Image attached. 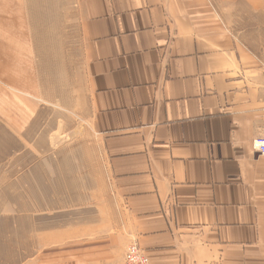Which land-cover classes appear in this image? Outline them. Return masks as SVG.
I'll list each match as a JSON object with an SVG mask.
<instances>
[{
  "label": "crops",
  "instance_id": "obj_1",
  "mask_svg": "<svg viewBox=\"0 0 264 264\" xmlns=\"http://www.w3.org/2000/svg\"><path fill=\"white\" fill-rule=\"evenodd\" d=\"M70 1L73 103L120 221L24 264H121L131 243L150 264H264V61L223 21L226 0ZM27 7L0 0V87L30 99L44 89L29 12L43 10Z\"/></svg>",
  "mask_w": 264,
  "mask_h": 264
},
{
  "label": "rangeland",
  "instance_id": "obj_2",
  "mask_svg": "<svg viewBox=\"0 0 264 264\" xmlns=\"http://www.w3.org/2000/svg\"><path fill=\"white\" fill-rule=\"evenodd\" d=\"M26 1L28 10H43L29 14L39 24L32 28L33 57L44 92L27 99L0 87V264H24L44 245L104 234L121 212L98 166L99 140L73 103L80 82L71 1ZM225 4L228 29L240 31L264 61V0ZM251 4L258 6L252 18Z\"/></svg>",
  "mask_w": 264,
  "mask_h": 264
},
{
  "label": "built area",
  "instance_id": "obj_3",
  "mask_svg": "<svg viewBox=\"0 0 264 264\" xmlns=\"http://www.w3.org/2000/svg\"><path fill=\"white\" fill-rule=\"evenodd\" d=\"M253 147L259 155H264V134L253 139ZM121 264H150L146 252L137 243L127 245Z\"/></svg>",
  "mask_w": 264,
  "mask_h": 264
}]
</instances>
